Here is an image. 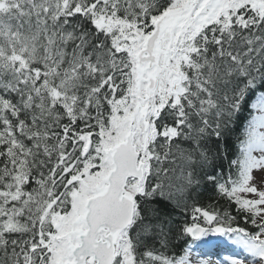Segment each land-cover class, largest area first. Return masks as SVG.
I'll return each instance as SVG.
<instances>
[{
    "label": "snow or ice",
    "instance_id": "obj_1",
    "mask_svg": "<svg viewBox=\"0 0 264 264\" xmlns=\"http://www.w3.org/2000/svg\"><path fill=\"white\" fill-rule=\"evenodd\" d=\"M0 264H264V0H0Z\"/></svg>",
    "mask_w": 264,
    "mask_h": 264
},
{
    "label": "trees",
    "instance_id": "obj_2",
    "mask_svg": "<svg viewBox=\"0 0 264 264\" xmlns=\"http://www.w3.org/2000/svg\"><path fill=\"white\" fill-rule=\"evenodd\" d=\"M206 199V198H205ZM201 202L203 203V202H205L204 200H201Z\"/></svg>",
    "mask_w": 264,
    "mask_h": 264
}]
</instances>
